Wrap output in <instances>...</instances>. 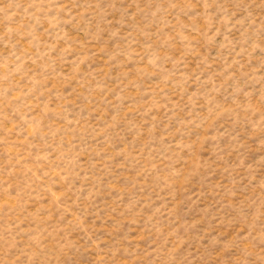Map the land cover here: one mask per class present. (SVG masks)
<instances>
[{
    "label": "rangeland",
    "instance_id": "1",
    "mask_svg": "<svg viewBox=\"0 0 264 264\" xmlns=\"http://www.w3.org/2000/svg\"><path fill=\"white\" fill-rule=\"evenodd\" d=\"M0 264H264V0H0Z\"/></svg>",
    "mask_w": 264,
    "mask_h": 264
}]
</instances>
